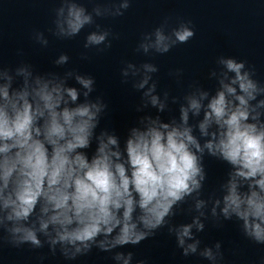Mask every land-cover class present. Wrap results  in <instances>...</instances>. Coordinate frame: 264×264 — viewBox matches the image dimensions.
<instances>
[{
    "label": "clouds",
    "instance_id": "9594fccd",
    "mask_svg": "<svg viewBox=\"0 0 264 264\" xmlns=\"http://www.w3.org/2000/svg\"><path fill=\"white\" fill-rule=\"evenodd\" d=\"M129 7L130 0L115 7L110 0H103L96 2L89 13L84 6L64 0V6L55 9L57 34L74 37L85 26L94 24L93 14L115 18L123 16L122 9ZM194 34L185 23L173 29L171 36L156 28L154 40L140 43L136 51L147 53L152 48L165 54L177 43H187ZM110 35L107 29L93 31L87 35L84 47H111L110 41L106 43ZM67 61L68 56L61 55L57 63ZM221 63L235 77L230 83L221 80V90L206 106L202 101L208 98V92L196 89L185 97L187 106L180 107L179 123L147 118L145 130H131L123 153L115 135L103 130L95 135L107 104L99 97L95 102L87 99L94 90L91 76H75L86 90V99L71 107L69 101H77L79 93L76 88L65 87L57 77L36 76L30 80L32 73L20 68L17 74L24 80L13 88V77L7 71L0 72L6 81L0 84V228L8 234L4 241L13 247L30 243L42 248L40 233L53 255L59 244L62 256L71 260L87 255L93 246L109 252L117 246L138 245L165 226L167 217L182 212L178 206L187 197L196 194L197 210L205 206L206 201L199 196L207 175L203 163L207 151L208 156L233 169L227 183L221 185L222 201L213 200L212 216L224 220L235 216L243 222V234L264 245V122L260 111L264 99L250 103L264 94V88L250 78V72H242L244 62L228 58ZM142 68L143 78L136 85L139 89L149 85L150 74L158 71L151 63H144ZM127 69H132L133 75L139 71L131 63ZM127 69L122 73L125 77ZM234 85H238L239 92ZM155 90L153 82L144 96L163 112L165 104L153 94ZM164 95L167 98L168 93ZM202 110L203 119L195 127L201 137H210L203 145L189 125V113L199 116ZM213 125L215 129L209 131ZM93 139L97 147L89 157L84 150L92 146ZM193 225L197 231L204 229L199 218L175 229L184 256L196 253L200 243L197 240L185 246L186 238H193ZM100 236L104 239L98 240ZM220 246L219 242L215 245L217 249ZM200 255L211 261L217 255L222 257L211 248ZM132 256L131 252L127 256L117 253L115 259L129 264Z\"/></svg>",
    "mask_w": 264,
    "mask_h": 264
}]
</instances>
